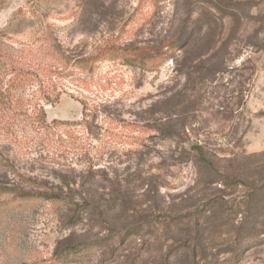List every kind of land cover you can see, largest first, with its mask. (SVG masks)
Returning a JSON list of instances; mask_svg holds the SVG:
<instances>
[{"label":"rangeland","instance_id":"rangeland-1","mask_svg":"<svg viewBox=\"0 0 264 264\" xmlns=\"http://www.w3.org/2000/svg\"><path fill=\"white\" fill-rule=\"evenodd\" d=\"M0 48L31 73L0 147L36 196L0 193V264H264V160L247 159L264 152V0H0ZM205 209L193 256L194 227L159 220Z\"/></svg>","mask_w":264,"mask_h":264},{"label":"trees","instance_id":"trees-1","mask_svg":"<svg viewBox=\"0 0 264 264\" xmlns=\"http://www.w3.org/2000/svg\"><path fill=\"white\" fill-rule=\"evenodd\" d=\"M168 46H170V44ZM0 55H2L1 51H0ZM2 56L5 57V55H2ZM26 58L21 60L20 58L16 57L13 53H8L7 55L8 61L6 60V58L2 59L0 57V126L1 127H7V126H10L12 123H15V121L18 119V117L21 114V113L16 114L15 112L16 111L22 112L21 109L28 102L27 100H25V98L27 97H26L24 88L26 86L25 83H27V81L31 77V73L28 71L27 67H24L26 65L25 63H23V61H26ZM18 60H21V61H18ZM88 63L90 62H86V61L78 62V64H80L82 67H85ZM62 70L66 71L65 69H62ZM47 75L51 77L52 72L48 71ZM6 77H8L7 80H5ZM42 86L44 88V83ZM48 102L52 103V99H50ZM26 111L25 109L23 110V112H26ZM39 116L40 115L38 116L35 115V119L38 118ZM38 119L42 120L41 117H39ZM51 124L57 125L58 123L53 121ZM196 152L197 154H200L198 158L199 159L198 162L201 165L196 167L198 170H201L202 172H204V175L206 174V176L210 178L223 177V179L226 182L227 180H229V177L227 175L225 176L221 175V171L214 161H211V159H207V157H204L203 155H201L202 152L200 148H196ZM247 159L260 162L261 160H264V152L258 155L247 156ZM1 168L3 169L9 168L10 171L8 172H10V174H13L19 180L17 184L13 183L12 185H8L7 187H2L0 189L1 194H9V195H12L15 199H19V200L34 199L36 197L27 191L25 184L26 182H29V181L25 179L24 176L19 173V171L16 170L15 164L12 162L11 157L8 154H6L4 151H2V148L0 147V171H1ZM221 182L214 181V183H219V184L223 183ZM44 197L46 196H41V198H44ZM51 199H58V201L61 200L60 198H57V197H51ZM245 212L248 214L251 213L250 210H246ZM256 215L257 213L253 214V217L255 219L258 218L259 216L260 217L262 216V215H257V216ZM210 221H211V217H210L209 209L196 211L192 215H188V216L177 218V219H168L166 216L165 217L162 216V219L160 218L159 220L160 224H162L161 227H164V228H170L174 226V227L180 228V230L183 231V230L189 229L190 227H194V236L186 239L183 245L181 246L185 250L192 249L193 256L197 252V246L195 245L196 240L201 239V236H202L201 233L202 231L205 230L206 224L209 223ZM70 222H73V217L70 218ZM223 224L222 225L225 226L227 224V221H225ZM247 225H249L247 221L241 223L239 226L240 228L239 230L242 233H244L245 231H248ZM243 238L244 240H248L249 238L251 239L252 237L250 234L245 233V237ZM84 249L81 248L80 250H84ZM171 254L172 253L169 250L166 257L168 256L170 257ZM227 256L228 257H226L225 259H222L219 262L209 263V264H239V255L230 253ZM166 264H168V261H166ZM188 264H193V263L190 262Z\"/></svg>","mask_w":264,"mask_h":264}]
</instances>
